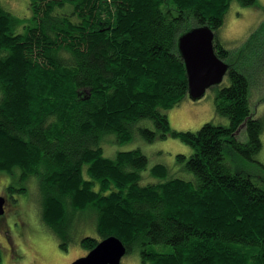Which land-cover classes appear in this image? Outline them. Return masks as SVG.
Here are the masks:
<instances>
[{
    "label": "trees",
    "instance_id": "trees-1",
    "mask_svg": "<svg viewBox=\"0 0 264 264\" xmlns=\"http://www.w3.org/2000/svg\"><path fill=\"white\" fill-rule=\"evenodd\" d=\"M230 1L29 0L25 16L0 2V170L16 179L10 193L34 184L40 223L62 248L85 223L97 232L80 240L88 251L115 235L144 264H264V177L253 168L264 171V117L245 67L227 61L229 85L213 86L229 124L179 131L165 112L188 97L183 32L208 24L219 57L230 54L218 35ZM263 36L264 21L248 42L260 50ZM170 135L193 147L177 155L193 176L117 148Z\"/></svg>",
    "mask_w": 264,
    "mask_h": 264
},
{
    "label": "rangeland",
    "instance_id": "rangeland-1",
    "mask_svg": "<svg viewBox=\"0 0 264 264\" xmlns=\"http://www.w3.org/2000/svg\"><path fill=\"white\" fill-rule=\"evenodd\" d=\"M0 2L10 7L16 15L29 14V0H0ZM227 9L224 23L218 30L220 42L231 51L225 60L238 62L245 67L244 71L249 74L251 80L252 111L257 116L264 117V48L260 49L262 46L259 47L260 50L255 48V45H259V39L253 41V38V42H248L251 33L255 32L264 21V0H257L255 5H244L239 0H231ZM245 49L250 54L244 60ZM235 58L238 61H235ZM229 83V76L226 75L223 84L229 85ZM215 96L216 89L210 87L202 98L192 100L185 97L175 107L165 110L171 128L179 131H197L208 121L229 124L228 118L217 112ZM147 125L154 127L153 123ZM238 137L245 141V130H241ZM262 140L263 148L256 159L264 164V131ZM105 145L106 155H111L117 148L122 150L140 148L148 157V167L163 163L168 166L171 173L194 175L177 161L178 154L190 156L194 152L193 147L180 136L170 135L165 139L157 138L153 142L135 136L131 143L119 144L117 148H114L111 142ZM228 159L234 165L238 164L232 155L228 154ZM253 168L257 171L254 172L264 177V171ZM144 175L146 178H152L148 171H145ZM14 180L16 179L7 172L0 170V193L3 194ZM25 185L26 192L22 194L16 192L15 198L17 197L18 200L12 199L6 213L7 221H4V225H0V264H71L78 257L86 255L88 249L81 245L80 240L85 234L96 232L94 226L81 224V231L75 241L68 243L65 249L62 248L57 237L40 223L39 199L34 184L27 181ZM121 264L144 263L139 250L136 249L124 255Z\"/></svg>",
    "mask_w": 264,
    "mask_h": 264
},
{
    "label": "water",
    "instance_id": "water-1",
    "mask_svg": "<svg viewBox=\"0 0 264 264\" xmlns=\"http://www.w3.org/2000/svg\"><path fill=\"white\" fill-rule=\"evenodd\" d=\"M215 32L208 24L191 27L178 38V49L184 60L188 78V97L202 98L207 90L220 84L229 70V63L219 57L214 46ZM5 197L0 196V215L4 213ZM127 253L125 243L111 235L71 264H121Z\"/></svg>",
    "mask_w": 264,
    "mask_h": 264
},
{
    "label": "flooded vegetation",
    "instance_id": "flooded-vegetation-1",
    "mask_svg": "<svg viewBox=\"0 0 264 264\" xmlns=\"http://www.w3.org/2000/svg\"><path fill=\"white\" fill-rule=\"evenodd\" d=\"M15 194H16L15 192L10 193V191H8L7 189L3 194L0 193V196L5 197V203H4V210L5 211L3 214L0 215V225H4V221H7L6 213H7L8 205L12 202V199H14L16 201L18 200L17 197L15 198ZM5 225H7V224H5ZM0 258H1V250H0Z\"/></svg>",
    "mask_w": 264,
    "mask_h": 264
},
{
    "label": "clouds",
    "instance_id": "clouds-1",
    "mask_svg": "<svg viewBox=\"0 0 264 264\" xmlns=\"http://www.w3.org/2000/svg\"><path fill=\"white\" fill-rule=\"evenodd\" d=\"M214 43H215V39H214ZM226 76V75H225ZM222 83V82H221ZM219 85V84H218ZM214 86H216V85H214ZM213 87V86H212Z\"/></svg>",
    "mask_w": 264,
    "mask_h": 264
}]
</instances>
